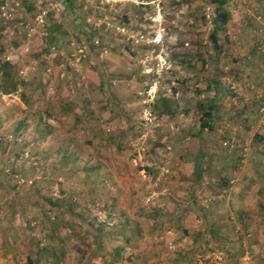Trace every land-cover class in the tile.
<instances>
[{"label": "rangeland", "instance_id": "rangeland-1", "mask_svg": "<svg viewBox=\"0 0 264 264\" xmlns=\"http://www.w3.org/2000/svg\"><path fill=\"white\" fill-rule=\"evenodd\" d=\"M229 8L213 61L208 0H0V90L4 61L17 82L0 91V264H35L46 231L34 227L63 209L143 232L156 218L197 219L196 231L214 222L227 238L190 264H264V249L245 251L264 226V143L254 140L264 136V0ZM216 76L212 125L201 128L196 103L213 99Z\"/></svg>", "mask_w": 264, "mask_h": 264}, {"label": "crops", "instance_id": "crops-1", "mask_svg": "<svg viewBox=\"0 0 264 264\" xmlns=\"http://www.w3.org/2000/svg\"><path fill=\"white\" fill-rule=\"evenodd\" d=\"M196 193L198 192L196 191ZM35 199L37 198L35 197ZM35 208L40 209L37 205ZM202 209L206 215L207 207ZM62 212H64L62 219L59 217L56 221L45 225L37 223L34 227L38 230L44 226L46 231V244L37 242L41 246L38 250L46 247L45 251L41 250L43 253L38 254L37 250L36 254L31 257V261L35 264H68L70 261H73L74 264H190L191 260L186 261L184 259L185 254L190 258L189 254H192L191 249L193 247L194 252H196L199 246L212 244L204 241L208 239V236L203 234V238H199L196 235L199 225L203 224L197 219L190 226L178 222L167 224L165 221L156 218L150 228L143 232L140 226L130 225L127 219H123L119 227L117 216L113 217L112 220L109 219V221L97 218L98 223L94 216V219L85 223L76 220L81 216L73 218L68 215L65 217V214H70V210L63 209ZM164 212L161 209V213L164 214ZM245 213L246 220L241 224L242 230H247L250 224L248 221L250 214L247 211ZM157 214L158 212H156ZM204 229L205 227L202 228V230ZM174 233H176L175 237L170 240ZM147 236H157V238L155 241L143 240ZM219 238L222 241L225 240L222 237ZM143 244L144 246H142ZM185 244H188V247ZM168 245L173 246V252L167 251ZM54 249H56L55 254Z\"/></svg>", "mask_w": 264, "mask_h": 264}, {"label": "trees", "instance_id": "trees-1", "mask_svg": "<svg viewBox=\"0 0 264 264\" xmlns=\"http://www.w3.org/2000/svg\"><path fill=\"white\" fill-rule=\"evenodd\" d=\"M232 2V0H208V3L212 6L213 8V17H211V30L209 33V41L213 46V51H214V55L212 54L210 57L213 59V61H216L218 58V55L221 53V51L223 50V46L221 43V38H220V32H222L224 30V28L228 25V23L231 21L232 19V13L231 10L229 8L230 3ZM226 38V36H225ZM201 44V43H200ZM258 45H260V43H257L255 41V43L253 44V46L256 48ZM254 50V48L252 49ZM11 63L9 61H4L1 63V71H2V75L4 76L5 80L4 83L2 84V89L0 91L3 92V94H8L11 93L13 91H15L17 89V82L15 80V77L12 75V72L8 69L10 67ZM215 79H213L212 81H210L209 83L206 84V89L207 90H211L212 87L216 89V93H214V97L212 100H206V99H201L199 101H197L196 103V109L198 111L201 112V117H200V127L201 128H211L212 125V120L215 114V110H216V100L218 99V92L220 90V86L221 83L220 81L217 79V76L214 77ZM21 81H18V83H20ZM165 100V99H163ZM166 102V100H165ZM164 102V103H165ZM166 108L167 105H164ZM168 111V110H166ZM254 140L258 141V143L263 142L264 143V136L258 133L254 134ZM202 157V154H201ZM238 159H240V155L238 157ZM258 165H264L261 161L257 163ZM195 180H198L201 177L202 174V169H201V163L197 162L195 165ZM232 168H238L237 167V162H235V164L233 163ZM258 166H256L257 168ZM205 170H209V169H205ZM228 181L229 179L226 177H221L219 182L217 183L218 185V192H223V190H225L226 188H228ZM262 190H264V169H263V176H262V185L260 190H258V193L261 195ZM260 191V192H259ZM195 194V193H193ZM192 194V195H193ZM188 196V199L191 200H195V196ZM210 195V194H209ZM209 195H205V197L209 198ZM215 196L212 195L211 198H214ZM224 197V196H223ZM262 201L259 206L260 209L264 210V199L261 198ZM245 210H239L238 213V218L239 221L241 222V224L243 222H245L246 220V215H245ZM206 216V215H205ZM250 216V215H249ZM248 218V217H247ZM217 223L211 222L209 224L206 225L204 230L201 231H197L196 235L200 237L204 235L208 236L206 243H212L215 240L220 239L219 237H222V239L224 240L225 238H227V236H221V233L219 231V228ZM241 228V227H240ZM259 228V232H258V239L256 240V242H252L251 244H249L246 248L245 251H247V255L250 258V256H253V254H256L258 251H261V249H264V226L261 227V224H259L258 226ZM242 230V229H241ZM187 231V230H186ZM242 231H246L248 232V230H242ZM242 233V232H241ZM37 241V240H36ZM211 244V245H212ZM209 246V245H207ZM200 247V246H199ZM196 250V253H200L202 255H205V252L208 251L209 249H201L199 248ZM40 249V248H39ZM46 247H42V251H45ZM41 250V253H43ZM210 251H208L207 253H209ZM56 253V249H54V254ZM192 254H189L191 257L189 258V256H187V254H185V260L186 261H190V263L192 262L194 256H195V252H191ZM242 253V251H241ZM246 253V252H245ZM243 251V254H245ZM194 255V256H193ZM193 256V257H192Z\"/></svg>", "mask_w": 264, "mask_h": 264}, {"label": "built area", "instance_id": "built-area-1", "mask_svg": "<svg viewBox=\"0 0 264 264\" xmlns=\"http://www.w3.org/2000/svg\"><path fill=\"white\" fill-rule=\"evenodd\" d=\"M224 144H226V143H224Z\"/></svg>", "mask_w": 264, "mask_h": 264}]
</instances>
